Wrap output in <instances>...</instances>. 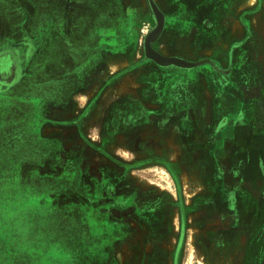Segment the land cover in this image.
Masks as SVG:
<instances>
[{
  "label": "rangeland",
  "instance_id": "rangeland-1",
  "mask_svg": "<svg viewBox=\"0 0 264 264\" xmlns=\"http://www.w3.org/2000/svg\"><path fill=\"white\" fill-rule=\"evenodd\" d=\"M102 3L0 0V59H4L0 60V91H5L0 95V219H4L0 220V264H244L241 252L215 255L211 251L209 231L233 227L244 231L245 240L246 223L234 218V203L226 212L219 211V205L213 208V199L205 196L200 197L203 204H193L197 189L191 171L200 157H177L176 151L154 139L143 142L145 135L159 133L157 126H135L129 140L116 138L113 142L114 126L105 122L108 107L119 93L116 87L101 100L105 109L98 123L84 127L76 121L77 125H71L70 121L80 120L86 113L78 103L64 114L70 97L85 85L79 83L78 70L98 54L100 30L109 23L102 18ZM247 6V20L239 13V0L234 6L237 13L232 16L237 22L247 21L248 28L224 31V36L231 33L236 37L231 46L224 50L221 43L204 45L198 55L184 54L178 59L182 65H161L147 54L144 40L155 22L143 33L140 50L144 63L172 71L209 65L212 99L210 108L203 110L209 123L202 120L195 126L205 135L223 133L248 107V111L259 107L257 114H264V0H248ZM188 10H192L190 3L183 15L199 16ZM161 37L150 40L152 51L163 59H176L171 57L173 48L159 46ZM214 49L225 51L221 58L226 61L208 58ZM6 60L12 76L6 72ZM3 85L8 88L2 89ZM143 128H151V132L147 134ZM167 129L176 135L173 127ZM44 134L55 135L56 141L47 140ZM67 137L71 140L67 149H74L70 160L64 154ZM81 140L83 147L79 146ZM83 148L93 160H105L122 173L135 172L137 185L152 181L153 188L147 192L151 202L148 198L141 202L137 195L129 209L133 201L128 197L133 192L117 191L113 178L101 175V171L110 175L111 169L75 158V150ZM128 152L134 155L127 157ZM150 168V174L144 173ZM119 185H124L122 180ZM126 212L140 217L114 218ZM105 213L115 216L107 220ZM228 213L232 221L225 222L221 215ZM211 214L220 220L207 221ZM257 226V237L249 245L261 246L264 253V223Z\"/></svg>",
  "mask_w": 264,
  "mask_h": 264
},
{
  "label": "crops",
  "instance_id": "crops-1",
  "mask_svg": "<svg viewBox=\"0 0 264 264\" xmlns=\"http://www.w3.org/2000/svg\"><path fill=\"white\" fill-rule=\"evenodd\" d=\"M102 1L104 5L102 18L109 23L100 30L96 61H93L94 56L78 70L79 83L85 85L75 92L72 99L70 97V102L64 109V114L71 113L73 105L76 107L78 103L79 108L86 113L84 116L82 113L80 120L70 121V124L77 125L76 121H79L81 126L89 127L98 123L105 109L100 104L101 100L116 87L120 97L117 94V99L108 107L110 115L105 122V125L114 126L111 131L113 142H116L114 140L116 138L121 142L129 140V132L135 126H157L159 133L153 137L145 135L143 142L154 139L176 151L177 157H200L201 161L197 162L191 171L197 189L193 193V197L195 196L192 198L193 204H203L204 200L200 197L205 196L209 200L213 199V208L219 205L217 209L226 212L234 203L235 210H232L235 211L234 218L237 217L239 221L246 223L243 227L246 241L243 240L244 231L241 229L226 226L209 231L208 237L213 254L229 255L241 252L244 264L264 263L261 246L249 245L250 239L257 237L256 232L259 230L257 223H264V117H262L264 114H257L259 107H252L249 111L248 107L244 114H239L238 121L229 124L223 133L208 135L201 133L195 126L202 120L203 124L209 123L203 110L210 108L208 102L212 99L210 90L213 89L208 82L209 65L189 71L183 69L172 71L155 67L152 62L144 63L140 50L143 33L154 26L148 1ZM237 1L155 0L165 16V28L160 42L162 44L159 46L165 50L167 46L173 48L175 55L171 57L176 59H183L184 54L196 56L204 45L213 46L221 43L225 50L226 46H231L236 40L231 33L224 36L226 31L248 28L247 21L244 22V19L247 20L248 0H239V13L244 14V19L240 22L232 16L237 13L234 7ZM189 3L192 10L187 12H194L199 16L183 15L185 6ZM168 14H173V18L170 19ZM223 53L227 54L225 51ZM223 53L221 49H214L207 56L211 60L226 61L221 58ZM106 86L107 88L100 93V89ZM99 93L100 99L94 102ZM75 99L79 102H74ZM103 122L102 119V124ZM169 126L176 130V135L167 129ZM143 130L147 131V134L151 132V128ZM44 135L47 140L56 141L55 135ZM81 141L83 145L79 142V146H85V142ZM63 142L65 157L70 160L73 158L71 152L74 149L72 147L67 149L66 145L71 143V140L67 137ZM82 151L87 154L83 156ZM117 154L122 157L125 155ZM130 155L133 156L134 153H126L127 157ZM74 156L80 159L83 157L87 159L88 164L100 169H111L110 175L104 171H101V175L105 178L111 176L117 191L123 193L120 189L124 188L128 189V195L133 192V195L128 197L133 201L129 209L134 206L137 195L141 197V202L147 201V198L151 202L152 195L147 192L153 188L152 181L137 185L135 172L122 173L118 167L106 164L105 160H93L92 155L84 148L75 150ZM149 172H152L151 168L144 171L146 174H150ZM99 180L97 178L96 181ZM121 180L124 185H128L127 188L119 185ZM105 216L107 220H111L115 215L105 213ZM210 216L207 221L214 223L220 220L214 214ZM221 216L225 222L232 221L230 213ZM128 217L130 220H134V217L138 220L140 216L132 217L126 212L114 218L121 221ZM159 217H154L153 220ZM143 218L146 220L145 216Z\"/></svg>",
  "mask_w": 264,
  "mask_h": 264
},
{
  "label": "water",
  "instance_id": "water-1",
  "mask_svg": "<svg viewBox=\"0 0 264 264\" xmlns=\"http://www.w3.org/2000/svg\"><path fill=\"white\" fill-rule=\"evenodd\" d=\"M147 1H148V4H149V8L151 10V13H152L154 22H155L154 29L151 31V33H149V35L144 40V48L146 49L147 54L156 63L161 64V65H163V63L182 65V63L180 61H178V59L166 60V59H163V58L155 55V53L152 51V49L150 47V40L154 39L155 37H159V36L162 35V33L164 31V28H165V16L160 11V9L157 6L155 0H147Z\"/></svg>",
  "mask_w": 264,
  "mask_h": 264
},
{
  "label": "flooded vegetation",
  "instance_id": "flooded-vegetation-1",
  "mask_svg": "<svg viewBox=\"0 0 264 264\" xmlns=\"http://www.w3.org/2000/svg\"><path fill=\"white\" fill-rule=\"evenodd\" d=\"M0 60H1L2 62H4V59H0ZM8 61H9V60H8ZM8 61L6 60L5 63H9ZM2 62H1V63H2ZM0 67H1V66H0ZM6 69H7V71H6L5 69H2V68H1V70H5V71L8 73L9 76H12V74H13V70H12V68L10 67V63H9V65H7V68H6ZM7 88H8V87L5 86V85L2 86V89H7ZM4 92H5V91H3V92L0 91V93H4ZM257 232H258V231H257ZM257 232H256V233H257ZM256 235H257V234H256ZM207 236H208V235H207ZM208 238H209V237H208ZM209 240H210V239H209ZM210 243H211V242H210ZM229 245H231V243H229ZM211 251H212V250H211ZM253 264H261V263H257V262H256V263H253ZM262 264H263V262H262Z\"/></svg>",
  "mask_w": 264,
  "mask_h": 264
}]
</instances>
